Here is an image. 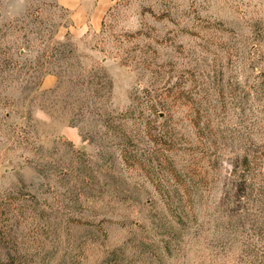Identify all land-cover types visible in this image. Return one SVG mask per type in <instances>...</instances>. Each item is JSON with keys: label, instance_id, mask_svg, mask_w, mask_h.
I'll return each mask as SVG.
<instances>
[{"label": "rangeland", "instance_id": "374dc122", "mask_svg": "<svg viewBox=\"0 0 264 264\" xmlns=\"http://www.w3.org/2000/svg\"><path fill=\"white\" fill-rule=\"evenodd\" d=\"M264 264V0H0V263Z\"/></svg>", "mask_w": 264, "mask_h": 264}, {"label": "trees", "instance_id": "16d2710c", "mask_svg": "<svg viewBox=\"0 0 264 264\" xmlns=\"http://www.w3.org/2000/svg\"><path fill=\"white\" fill-rule=\"evenodd\" d=\"M6 256L8 257L7 259V261L8 262H6V263H3V262H1L0 264H16V262L14 261V259L11 257V253L10 252H8L7 254H6Z\"/></svg>", "mask_w": 264, "mask_h": 264}]
</instances>
